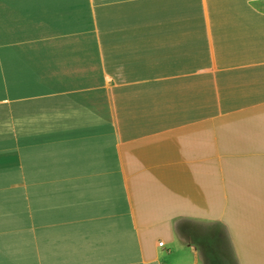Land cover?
Masks as SVG:
<instances>
[{
    "label": "crops",
    "instance_id": "crops-1",
    "mask_svg": "<svg viewBox=\"0 0 264 264\" xmlns=\"http://www.w3.org/2000/svg\"><path fill=\"white\" fill-rule=\"evenodd\" d=\"M198 227L264 264V0H0V264H174Z\"/></svg>",
    "mask_w": 264,
    "mask_h": 264
},
{
    "label": "rangeland",
    "instance_id": "rangeland-1",
    "mask_svg": "<svg viewBox=\"0 0 264 264\" xmlns=\"http://www.w3.org/2000/svg\"><path fill=\"white\" fill-rule=\"evenodd\" d=\"M204 227H198L196 232V239H195V232L194 235L180 237L177 236L176 240V248L174 252L170 256V260L172 259L174 264H177L180 261H194L195 255L193 251V246H198V253L200 264L203 263L202 256H205V264H238L233 254H230V248L228 244V239L225 237L224 234H221L219 238L210 239L204 234ZM200 240L203 242L210 243L209 246H202L200 245ZM193 241V243H189ZM191 244V245H189ZM208 259V260H207Z\"/></svg>",
    "mask_w": 264,
    "mask_h": 264
},
{
    "label": "built area",
    "instance_id": "built-area-1",
    "mask_svg": "<svg viewBox=\"0 0 264 264\" xmlns=\"http://www.w3.org/2000/svg\"><path fill=\"white\" fill-rule=\"evenodd\" d=\"M160 244H163V241H160Z\"/></svg>",
    "mask_w": 264,
    "mask_h": 264
},
{
    "label": "water",
    "instance_id": "water-1",
    "mask_svg": "<svg viewBox=\"0 0 264 264\" xmlns=\"http://www.w3.org/2000/svg\"><path fill=\"white\" fill-rule=\"evenodd\" d=\"M194 248H195V246H194Z\"/></svg>",
    "mask_w": 264,
    "mask_h": 264
},
{
    "label": "trees",
    "instance_id": "trees-1",
    "mask_svg": "<svg viewBox=\"0 0 264 264\" xmlns=\"http://www.w3.org/2000/svg\"><path fill=\"white\" fill-rule=\"evenodd\" d=\"M212 262V261H211Z\"/></svg>",
    "mask_w": 264,
    "mask_h": 264
}]
</instances>
